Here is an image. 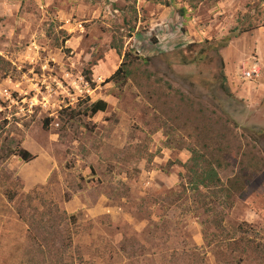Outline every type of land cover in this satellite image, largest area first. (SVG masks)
Returning a JSON list of instances; mask_svg holds the SVG:
<instances>
[{
  "label": "rangeland",
  "instance_id": "obj_1",
  "mask_svg": "<svg viewBox=\"0 0 264 264\" xmlns=\"http://www.w3.org/2000/svg\"><path fill=\"white\" fill-rule=\"evenodd\" d=\"M0 56V264H264V0H0Z\"/></svg>",
  "mask_w": 264,
  "mask_h": 264
},
{
  "label": "trees",
  "instance_id": "obj_2",
  "mask_svg": "<svg viewBox=\"0 0 264 264\" xmlns=\"http://www.w3.org/2000/svg\"><path fill=\"white\" fill-rule=\"evenodd\" d=\"M251 28H252V26L248 25L246 28L242 29L241 32L249 31ZM110 47L115 49L118 54H121L122 44H116L115 40L112 39V41L110 43ZM127 57H128V55L126 53L123 56L122 62L119 65V67L110 75V77H108L106 79V81L107 82L108 81H115V82L117 81L118 82V81H120L122 79H127V78L130 77V78H132L134 80V82H136V85L139 87V89L140 90L142 89L141 92L142 93L144 92L148 99H152V94L154 92L158 93V91L154 90L153 88H150L149 75L144 74L142 76L143 79L145 80L144 84L141 81H139V79L137 78L136 74L134 73V70H132L134 68V66L132 64V61H131V59H128ZM0 60H2L1 56H0ZM221 81H222L221 82L222 86L224 87V91L226 93H228L229 91H228V89L226 87V83H225L226 79H225L224 76L221 79ZM174 92L179 94L178 90H174ZM105 105L106 104L104 102L99 101V102H95V103L90 104L85 110H86V112L90 111L91 113H95V112H97L99 110H103L105 108ZM198 112L200 113V111H198ZM197 118H199V117H197ZM47 121L48 120L44 121V126L45 127H47ZM195 129L198 130L197 132H202L204 128L195 127ZM219 149L221 151L222 148H219ZM15 154L20 159H22L23 161H29L30 159L33 158V155L30 152H28L27 150H25V149H18L15 152ZM192 155H193L192 156V160L194 161L193 165L195 167L194 166H190L191 170L193 171V175H194V182H192L190 184L191 190H195L200 185L202 187L203 186L204 187L215 186L218 182H220V179L218 177V174H217L216 170L212 168L213 163H215V165H220V163H221L220 159L221 158H219V156L216 157V158L204 159L205 156H203L202 153H197V151H195L193 149H192ZM200 159H202L201 162H199ZM199 163H201L203 165V168H201V170L197 171ZM241 182H243V180ZM50 211H51V208L49 209V212ZM18 214L21 215V210H18ZM58 217L61 218V216H58ZM252 250H253L252 251L253 253L259 254L258 246H255ZM262 260H264V253L262 255Z\"/></svg>",
  "mask_w": 264,
  "mask_h": 264
},
{
  "label": "built area",
  "instance_id": "obj_3",
  "mask_svg": "<svg viewBox=\"0 0 264 264\" xmlns=\"http://www.w3.org/2000/svg\"><path fill=\"white\" fill-rule=\"evenodd\" d=\"M258 74H259V68L256 62L252 63V65L249 67L248 70H244L242 72V76L247 79L255 78Z\"/></svg>",
  "mask_w": 264,
  "mask_h": 264
}]
</instances>
